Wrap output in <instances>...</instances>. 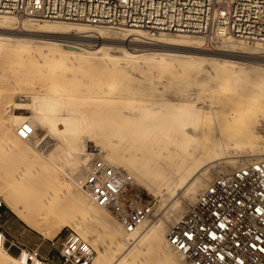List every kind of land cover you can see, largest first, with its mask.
Returning <instances> with one entry per match:
<instances>
[{"label":"bare ground","instance_id":"bare-ground-1","mask_svg":"<svg viewBox=\"0 0 264 264\" xmlns=\"http://www.w3.org/2000/svg\"><path fill=\"white\" fill-rule=\"evenodd\" d=\"M39 22L0 16V54H7L8 59L14 62L18 67L17 77L25 80L26 84L34 82L36 74L56 70L57 66L61 69V66L67 65L77 68L95 63L106 69V72L110 69L107 73L110 74L114 66L121 63L130 65L143 75L140 81H135L141 85V82L158 78H148L145 73L159 72L177 63L180 74L188 69H199L200 64H205L209 71L204 72L206 78L221 90L211 92L213 96L207 109L169 103L157 108L149 105L144 98L148 94L130 91L126 81L127 71L123 67L118 78L105 76L106 73L99 75L96 79L98 87L95 86L99 95L93 97L42 95L17 98L10 109L4 110L11 126L18 125L13 134L2 136L5 151L24 154L17 147V140L29 144L38 131H42L40 142L35 147V154L41 156V164L53 172L73 177L71 179L79 191L55 181L54 184L60 188V196L55 193L38 194L39 199L31 202L0 181V213L5 207L27 228L48 241L53 240L64 228L71 229L66 234L73 233L91 250L90 245L95 248L96 255L92 250L91 264H130L149 251L157 255L155 264H179L176 256L186 264H191L169 245L167 232L196 202L197 197L220 177L212 179L204 188L206 180L202 175L207 165L222 159L228 149L235 153H247L240 160L251 161L226 174L264 157V137L257 132V126L264 121V56L258 55V51H264V42L247 44L230 33L206 41L189 34L151 33L145 29L126 28V38L132 39H125L126 42H118V45L132 47L136 45L132 43L140 42L142 45L139 44V48H144L128 51L123 47H111V41H104V35L113 31L108 28L93 27L91 24L72 25L63 21ZM141 30L150 33L147 41L139 40L145 34ZM90 40L98 43L97 49L89 50L79 43ZM200 41L206 49H214L222 41L221 48L204 51L198 46ZM248 46L253 52L245 51ZM55 66L56 69H51ZM50 76L53 84L58 82L60 85L59 78L55 80V71H51ZM153 88L158 89L157 86ZM163 107L166 111L159 109ZM211 130L215 135L210 133ZM222 130L228 131L225 139L219 137ZM18 133L25 134V137L21 138ZM47 139L53 140L52 149L47 147ZM92 142L100 146L97 149L105 153V158L99 153L89 154L92 148L89 147V150L85 147ZM167 152L173 158L169 161L158 159L166 156ZM85 158L88 159L79 168L78 174L72 176ZM93 159H99L104 165L120 170L130 178L129 197L136 200L138 191L145 199L140 197L144 203L136 200L137 203L153 204L150 215L136 228L127 230L120 220L122 214L119 218L107 206L92 201L84 187V171L93 163ZM31 175L39 182L37 173L32 172ZM19 176L17 181L20 182L23 175ZM135 182L142 184L149 192L159 191L153 195L146 194ZM163 187L169 191V195L177 189L182 190V193L161 218L149 221L154 209L166 199L165 192L160 190ZM79 192L95 206L90 205ZM64 202H68L72 208L66 209ZM105 210L118 226L109 219ZM8 251L9 247H3L0 237V264H45L37 259L28 261L24 250L17 258L8 254Z\"/></svg>","mask_w":264,"mask_h":264},{"label":"built area","instance_id":"built-area-1","mask_svg":"<svg viewBox=\"0 0 264 264\" xmlns=\"http://www.w3.org/2000/svg\"><path fill=\"white\" fill-rule=\"evenodd\" d=\"M3 15L189 34L206 41L230 33L247 44L264 42V0H0ZM84 173L92 201L119 218L122 214L127 230L150 215L153 204H142L138 191L141 204L129 197L130 178L122 171L93 159ZM0 237L5 247L1 230ZM167 241L191 264H264V157L218 177L170 226ZM26 254L28 261L45 264H91L93 259V251L73 233L64 235L49 259L36 251Z\"/></svg>","mask_w":264,"mask_h":264},{"label":"rangeland","instance_id":"rangeland-1","mask_svg":"<svg viewBox=\"0 0 264 264\" xmlns=\"http://www.w3.org/2000/svg\"><path fill=\"white\" fill-rule=\"evenodd\" d=\"M43 23L44 22H39V24H43ZM64 23H68V22H64ZM69 24L74 25L77 23L69 22ZM125 29L126 28L118 29V31L110 29V31L112 30L113 31L110 34L104 35L106 39V40L104 39V41L106 42L111 41L110 42L111 44L109 45L111 47H123L126 50L129 49L128 51H132V50L140 51L144 49L142 46H140L139 48V44L142 45V43L140 42L132 43V44H136L132 46L133 48L130 46L124 47L122 46V44L118 45V42H126L127 40L125 39H128V40L132 39L130 37L126 38V32L124 31ZM141 31L144 32L145 34H144V37L139 38V40L147 41L146 39L150 37L149 36L150 33L146 32L145 30H141ZM89 35H95V34L90 33ZM169 35L173 36L174 34H166V36H169ZM221 42L222 41L216 44V47L214 48L215 50L221 48V44H220ZM79 43L84 48L89 49V50L97 49L98 47V43H94L92 40L84 41V42L81 41ZM198 46L200 47V49L204 51L214 50V49L204 48L202 41H200V45ZM249 48H250L249 46L246 47L245 51L253 52ZM6 55L5 53L0 54V72H1L0 73V181L3 182L5 185H10L11 190L13 191L15 190L16 192H18L20 197H26L30 199L31 202L32 201L34 202L39 199L38 194L41 195L45 193H55L57 196H60L61 191H60L59 186L54 184L55 181L58 184L60 183V185H63V186L70 185L71 187H73V189H76L77 191L79 190L71 179L73 177L69 178L67 176H63V174L58 173L56 171L53 172L49 170L46 166H44V164H41L42 162H40L41 160L39 158L41 156L38 154H35L36 153L35 147L40 142L39 138L42 137L41 136L42 131H38V134L36 135V137L29 144H22L21 142L17 140V143H18L17 147L21 149V151H23L24 154L15 152L13 150L5 151L6 147H5V143H4L2 136H4V134L6 133L13 134L14 129L17 128L18 125L13 126V127L11 126L10 122L6 120V115L4 114V110L10 109L13 106V103L15 102L17 98H22V96L24 98L25 97L28 98L31 96H42V95H48V96L71 95L77 98H82L85 96L93 97L94 95H99L98 88L96 89L95 87V86L98 87L97 82H96L97 77H99V75L101 76L106 73L105 76L111 75L113 78H118L120 74L119 72L121 71V68L123 67H124V70L127 71L126 81L129 84V87L131 88L130 91L134 93L136 92V93L148 94V96L144 98L149 102V105H153L157 108L168 105L169 103L171 105H192L193 107H198V108L204 107V109H207L209 105L210 97L213 96V93L211 92H214V91L216 92V90H221V88L214 87L212 80L206 78V75L204 74V72H207L208 70L205 64H200L199 69H196V68L188 69L185 71V73L180 74L178 73L180 71V68L177 67L178 66L177 63L159 72L145 73V75L148 78H151L154 76L158 78L153 79L152 81L146 80L144 82H141L142 83L141 85H137L135 81L136 80L140 81L143 75L139 73L138 71H135L130 65H127V64L122 65L121 63L115 65L114 66L115 68L111 70L112 73L110 72V74H107L109 73L110 69L108 72H106V69H102L99 65L95 63L87 65L85 67H77V68L70 67L67 65V66H61L62 67L61 69L59 68L60 66H57V68L60 70L56 69V66H55L51 68V69L53 68L56 69V70H51V71L56 72V76H55L56 79L53 77V80L54 79L57 80V78H59L58 81H61L59 82L60 85H58V82L54 84L51 82L52 81L50 79L51 71H48V73L47 71L46 72L42 71V73L36 74L34 82H29L26 84L25 80H21L17 77V75L19 74L18 67L14 65V62L12 63V60L8 59ZM258 55L264 56V51H258ZM10 71L12 72L10 73ZM48 74L49 76H47ZM60 76L63 79L65 78L64 79L65 82L63 84H62L63 79H61ZM207 84H209V86ZM156 86L158 87V89L153 88ZM94 87L96 90L94 89ZM134 97H138V96H134ZM159 109L162 111H166L165 107L159 108ZM186 125L189 126V124H186ZM192 127H195V125H192ZM257 129H258L257 132L262 137H264V121H262V123L257 126ZM210 133L215 135V132L212 130ZM227 135H228V131L222 130L219 137L222 139H225ZM47 143H48L47 147L49 148L50 146L49 149H52L53 140L47 139ZM89 147L92 148V151L89 152V154L99 153L103 158H105V153L102 151L99 152V149H97L100 146H97L95 143L92 142L88 144V147H85V148L89 149ZM228 152L230 154H228ZM234 153L235 152L234 151L232 152V149L230 151L228 149L227 152L222 156L223 157L222 159L216 161V163L213 162L211 164H208L209 165V166L207 165L208 168L207 167L204 168V169L207 168L206 172L202 175L204 179L206 180L204 188L207 186V184L212 179L218 176H221L223 174H226L236 169L237 167L243 165L244 163L251 161V160L242 161L243 158L241 156L243 155L245 156L247 155V153H244L242 151L238 153L236 152L235 153L236 156ZM89 156L87 157L89 158ZM88 158H85L86 160L84 159L83 161H81V164L74 170L72 176H76L78 174V172L80 171L83 164L87 161ZM171 158H173V156L169 152H167L166 156L158 157V159L162 161H169V159ZM240 158L242 159L240 160ZM37 168L38 170H36ZM121 170L129 173L125 169H121ZM32 172L37 173L36 176L39 178V182L36 181V178H33V175H31ZM19 175H23L22 181L20 182L17 181V179H20ZM133 180L135 181L134 178ZM135 184L137 185V187H139L142 190V192L149 194V195H153L157 191H159V190H155L154 192H151V191L149 192L147 191V188H145L142 184L137 183V182H135ZM160 190L165 192L164 198L166 199L163 198L164 200H162L160 206L158 205V207L154 209L153 214L149 221L154 222L157 219L161 218V216L164 213H166V211L169 209L170 205L178 198V195L180 196L182 193V190L177 189L176 191H174L175 193L174 192L172 193L171 191L172 194L170 193L169 195L167 194L169 193V191L166 188L163 187ZM79 193L86 199V201L90 203V205L95 206L82 194V192H79ZM166 195L168 197L170 196L171 198L170 197L168 198ZM0 198L2 199V196H0ZM64 203H65L64 207L66 209L72 208L68 205V202H64ZM59 208H61V206H59ZM105 211L109 219L115 222V224L117 225V222L112 218L110 213L107 210ZM0 230L3 232L5 236L7 247L9 246V251L7 252L8 254L12 255L14 258H17L18 254L23 250L25 252L37 251L41 259H46V258H49L51 255H53L55 252V249L58 248L63 236L69 231H72L71 229L64 228L63 230L60 231V233H58L55 236L53 240L48 241L44 239L41 235H39L37 232L27 228L15 216H13L5 207L0 213ZM120 233L122 234V236L125 235L124 233L121 232V230H120ZM90 247L92 248V250L94 251L96 255L95 248L91 245ZM156 256L157 255L155 254V252H152V251L144 252L142 255L138 256L130 264H155V261L157 259ZM176 259L180 261L179 264H186L179 258V256H176Z\"/></svg>","mask_w":264,"mask_h":264}]
</instances>
